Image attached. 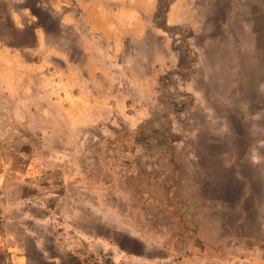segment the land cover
I'll list each match as a JSON object with an SVG mask.
<instances>
[{
  "label": "rangeland",
  "instance_id": "rangeland-1",
  "mask_svg": "<svg viewBox=\"0 0 264 264\" xmlns=\"http://www.w3.org/2000/svg\"><path fill=\"white\" fill-rule=\"evenodd\" d=\"M173 1L0 0V264H264V0Z\"/></svg>",
  "mask_w": 264,
  "mask_h": 264
},
{
  "label": "crops",
  "instance_id": "crops-1",
  "mask_svg": "<svg viewBox=\"0 0 264 264\" xmlns=\"http://www.w3.org/2000/svg\"><path fill=\"white\" fill-rule=\"evenodd\" d=\"M177 0H174L173 1V3L169 6V8H168V11H167V15H166V19H167V22H169V20H170V14H171V12H172V7H173V5H174V3L176 2Z\"/></svg>",
  "mask_w": 264,
  "mask_h": 264
},
{
  "label": "trees",
  "instance_id": "trees-1",
  "mask_svg": "<svg viewBox=\"0 0 264 264\" xmlns=\"http://www.w3.org/2000/svg\"><path fill=\"white\" fill-rule=\"evenodd\" d=\"M163 25L165 26V28H168V27H167V22H165Z\"/></svg>",
  "mask_w": 264,
  "mask_h": 264
}]
</instances>
